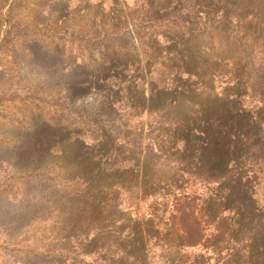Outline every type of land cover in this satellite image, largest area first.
<instances>
[{
	"label": "trees",
	"instance_id": "trees-1",
	"mask_svg": "<svg viewBox=\"0 0 264 264\" xmlns=\"http://www.w3.org/2000/svg\"><path fill=\"white\" fill-rule=\"evenodd\" d=\"M140 1L144 26L66 28L94 61L73 124L2 163L25 179L0 196L13 264H264V0Z\"/></svg>",
	"mask_w": 264,
	"mask_h": 264
},
{
	"label": "rangeland",
	"instance_id": "rangeland-1",
	"mask_svg": "<svg viewBox=\"0 0 264 264\" xmlns=\"http://www.w3.org/2000/svg\"><path fill=\"white\" fill-rule=\"evenodd\" d=\"M140 4V0H0V196L17 193L25 181L2 164L14 160L12 148L21 143V137L42 129L43 124L66 127L75 119L68 105L69 71L73 63L93 62L86 50L97 43L68 36L66 28L72 23L84 26V22L99 28L118 19L120 8L126 10L127 25L144 26L148 21L143 13L130 17L138 13ZM200 41L210 42L208 38ZM163 43L160 37L158 45ZM6 237L0 233V264H13ZM204 252L188 250L194 256ZM16 256L21 264L31 259L25 252Z\"/></svg>",
	"mask_w": 264,
	"mask_h": 264
}]
</instances>
